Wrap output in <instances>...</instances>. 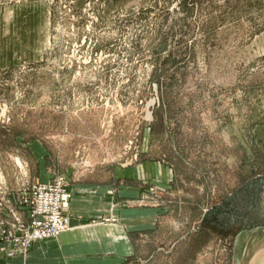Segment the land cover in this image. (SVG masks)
Wrapping results in <instances>:
<instances>
[{"label": "rangeland", "instance_id": "rangeland-1", "mask_svg": "<svg viewBox=\"0 0 264 264\" xmlns=\"http://www.w3.org/2000/svg\"><path fill=\"white\" fill-rule=\"evenodd\" d=\"M57 176L127 225L81 264H264V0H0L1 259Z\"/></svg>", "mask_w": 264, "mask_h": 264}, {"label": "crops", "instance_id": "crops-1", "mask_svg": "<svg viewBox=\"0 0 264 264\" xmlns=\"http://www.w3.org/2000/svg\"><path fill=\"white\" fill-rule=\"evenodd\" d=\"M97 177L96 175H94ZM107 178L81 177L74 179L69 185L70 197L68 201V226L51 241L47 239L31 246L25 257L13 256L1 259L0 264H81L79 256L82 252H96L105 249L96 242L105 241L109 233H121L123 224L100 223L95 226H78L80 220L105 213L109 208V199L112 196V187ZM112 211V209H111ZM84 252V253H85Z\"/></svg>", "mask_w": 264, "mask_h": 264}, {"label": "built area", "instance_id": "built-area-1", "mask_svg": "<svg viewBox=\"0 0 264 264\" xmlns=\"http://www.w3.org/2000/svg\"><path fill=\"white\" fill-rule=\"evenodd\" d=\"M69 197L70 192L61 176L35 183L25 199L27 220L14 228L20 236L10 240L16 245L15 248L10 245L7 253L23 251L29 242L55 237L67 229ZM0 233H5L2 226Z\"/></svg>", "mask_w": 264, "mask_h": 264}, {"label": "bare ground", "instance_id": "bare-ground-1", "mask_svg": "<svg viewBox=\"0 0 264 264\" xmlns=\"http://www.w3.org/2000/svg\"><path fill=\"white\" fill-rule=\"evenodd\" d=\"M61 233V232H60Z\"/></svg>", "mask_w": 264, "mask_h": 264}]
</instances>
